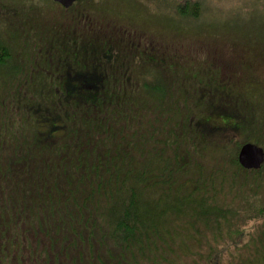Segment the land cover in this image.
Returning <instances> with one entry per match:
<instances>
[{
    "label": "trees",
    "instance_id": "1",
    "mask_svg": "<svg viewBox=\"0 0 264 264\" xmlns=\"http://www.w3.org/2000/svg\"><path fill=\"white\" fill-rule=\"evenodd\" d=\"M22 1L28 8L29 0ZM93 1L81 0L75 23L70 22L73 16L65 18L66 23L56 24L52 39L46 37L49 43L43 42L54 56L46 60L60 64L56 69L43 66L33 50L37 61L25 52L26 47L31 51V36L40 30L19 26L25 32L21 53L32 59L33 71L40 76L34 83L30 77L22 81L18 91L25 107L17 102V108L25 114L23 122L12 127L0 145V264H180L182 257L174 260L178 242L208 254L196 264H227L223 249H229L231 241L237 247L235 234L243 236L246 220L240 210L247 209V202L253 206L241 186L239 194L233 191L242 178L233 167L256 171L253 177H258L263 166L243 168L237 155L247 141H237L231 163H223L228 171L221 191L213 187L215 180L204 188L191 182L188 188L190 177L198 175L185 171L195 155L189 131L198 129L214 147L241 130L248 137L254 133L244 115L224 102L196 110L200 97L191 88L195 80H184L177 70L168 71V85L162 84L158 76L165 61L148 53L155 52V40L144 27L137 29V14L125 10L111 15ZM176 11L198 18L201 8L197 3L179 4ZM25 12L35 24L48 22L41 8L31 6ZM11 14L9 22L19 11ZM86 22H96L106 38L77 47L79 29L86 28ZM0 36L1 66L11 63L14 51L9 35ZM55 44L61 52L51 51ZM224 67L217 63V76L224 75ZM230 67L229 72L238 73L236 66ZM261 129L255 132L264 133ZM226 147L213 149L214 155ZM209 156L205 154V160ZM197 158L203 167L205 160ZM228 173L235 178L232 182ZM251 177L242 178L240 185L252 183ZM219 192L223 200L215 201ZM228 192L236 207L234 199L228 201ZM212 206L219 213L212 215ZM260 208L255 214L264 213V206ZM201 230L206 232L199 240Z\"/></svg>",
    "mask_w": 264,
    "mask_h": 264
},
{
    "label": "rangeland",
    "instance_id": "2",
    "mask_svg": "<svg viewBox=\"0 0 264 264\" xmlns=\"http://www.w3.org/2000/svg\"><path fill=\"white\" fill-rule=\"evenodd\" d=\"M29 2L28 8L33 6L37 11L41 8L44 20L48 21L45 23L49 25L44 22L37 23L34 19L35 24L31 19L32 15L25 12L28 8H25L27 5L24 1L0 0V32L1 35H9L10 46L14 51L11 63L7 62L0 66V145L4 143L3 137L8 139L7 135L13 133V128H17L19 123L23 122L22 117L25 114L17 108V102L25 107L24 102L21 103L23 92L18 91L22 81L30 77L34 83L40 76L33 71L32 62L38 59V56L33 53L36 52L39 55L43 66L52 65L54 69L60 66V64H50L46 60L47 57L54 58L47 52L50 47H44L45 41L49 43L46 37L49 35L52 39L51 34L56 33L54 31L56 24L66 23L67 18L73 16L70 22L75 23L78 7L83 5L81 0H77L70 8H64L53 0H29ZM93 2L97 6L106 7L107 12L111 15H117L118 11L124 12L125 10H127V14H130V11L137 14V29L144 27L145 31H148L151 38L155 40L153 42L155 52L148 51V53L150 55L156 53L165 61H161L162 66L159 70L158 80L162 84L168 85V80L166 81L165 77L168 71H172L173 74L174 70H177L178 75L183 76L184 80H195L191 88L193 91H198L200 97L196 110H201L204 107L209 109L215 103L224 102L226 107L240 111L244 115L250 134H255V131H260L261 128L264 129V0H96ZM195 3L199 4L201 8L198 18L178 15L177 5L191 4L192 6ZM9 8L11 13L14 10L19 11L16 19L13 18L10 22L9 18L12 19L13 16L8 12ZM25 15L30 17V22H26ZM19 26L23 28L29 26L34 31L40 30L34 35V38L31 36V42L34 43L30 48L31 51L28 47L25 48L29 58L37 57L33 61L25 59L23 52L21 53L22 49L24 50L21 47V38L24 37L25 32ZM79 33L77 47L97 38H106L105 32L102 33L96 22L94 24L87 23L86 28L79 29ZM27 39L28 37L25 38V40ZM256 41V45H250ZM158 48L159 51L156 50ZM51 51L53 53L61 52V47L55 44ZM215 54H217V59L213 57ZM210 55L212 56L210 57ZM206 57L211 60L215 59L218 64L226 66L223 76L216 75L217 63L207 60ZM230 66H236L238 73L236 71L229 72L233 69ZM148 74L149 72L141 73L143 76ZM197 82L199 83L197 84ZM183 94L184 91H182ZM152 96L156 97L157 94ZM214 119L210 118L212 122H215ZM28 121L30 122V120ZM242 131L230 135L229 141L224 140L222 144L218 142L219 147H214L213 142L202 137L198 129L194 130L191 127L189 136L194 142L192 151L195 155L192 163L185 166V171L195 170L198 175L196 179L190 177L186 187H192L190 183L197 182L204 188L205 183L215 180L213 187L218 189L217 191H221L220 182L226 181L224 173L228 171L223 169V163H231L236 142L242 140L264 147L263 132L248 137L249 135H245L247 131L243 133ZM203 141H210V143L204 144ZM214 143L216 144L217 141ZM226 145L228 148L221 151L222 154L214 155L215 149H221ZM200 149L202 153H200ZM205 154H210L209 157H206L207 160H205ZM197 156L205 160L202 162L205 166L199 165L196 160ZM233 169L234 171L238 170L237 172L242 175V178L252 176V183L244 187L240 185L242 178L240 181H235L238 183L233 191L239 194L241 186L246 191L245 195H249V202H252L253 206L249 208L247 202V209L240 210V217L246 220L245 227L242 228L243 236L235 234L233 238L239 240L237 247L231 241L228 245L230 248L223 249L224 255L228 257L225 260L227 264H264V213L255 214L257 208L261 209L260 207L264 206V164L258 177H253L256 171L244 172V169L236 165ZM215 173L217 174L215 175ZM129 175L133 176L132 173ZM234 179L233 174L228 173L227 181L232 182ZM226 197L229 202L231 198L234 199L230 192ZM220 200H223L221 192L215 196V201ZM236 201L234 199L232 207H236ZM240 202L243 204L242 199ZM211 205L214 203L211 202ZM218 209L217 206H212V215L214 211L219 213L220 209ZM210 227L211 225L205 228L208 230ZM205 232L201 230L198 233L199 240L204 239ZM189 247L191 245L185 242L176 243V246L173 247L176 255L174 260L177 256L182 257L180 264H187L185 259L192 260L194 264L200 259L205 260L207 253L198 254Z\"/></svg>",
    "mask_w": 264,
    "mask_h": 264
},
{
    "label": "water",
    "instance_id": "3",
    "mask_svg": "<svg viewBox=\"0 0 264 264\" xmlns=\"http://www.w3.org/2000/svg\"><path fill=\"white\" fill-rule=\"evenodd\" d=\"M64 8H70L77 0H53ZM237 159L239 164L247 170H258L264 164V148L247 142L240 148Z\"/></svg>",
    "mask_w": 264,
    "mask_h": 264
}]
</instances>
